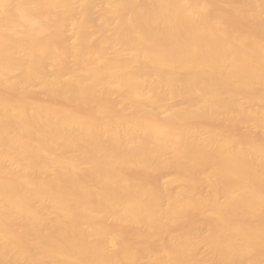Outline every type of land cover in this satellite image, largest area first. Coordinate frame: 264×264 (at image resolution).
I'll return each instance as SVG.
<instances>
[{
    "label": "bare ground",
    "instance_id": "1",
    "mask_svg": "<svg viewBox=\"0 0 264 264\" xmlns=\"http://www.w3.org/2000/svg\"><path fill=\"white\" fill-rule=\"evenodd\" d=\"M227 1L0 0V264H264V0Z\"/></svg>",
    "mask_w": 264,
    "mask_h": 264
},
{
    "label": "rangeland",
    "instance_id": "2",
    "mask_svg": "<svg viewBox=\"0 0 264 264\" xmlns=\"http://www.w3.org/2000/svg\"><path fill=\"white\" fill-rule=\"evenodd\" d=\"M189 1H191V2H190V3H191L190 6H191V7L193 6L192 8L196 9L198 12H199V11H200V12H203L204 15H205L207 18H208V16H211L212 12H214V11H218V10L227 11V10H228V6H227V5H229V2H228L227 0H226V1H225V0H223V1H222V0H189ZM224 1H225V2H224ZM239 1H241V0H239ZM239 1H238V2H239ZM226 2H228V3H226ZM225 3H226V4H225ZM236 3H237V0H236ZM226 6H227V7H226ZM196 7H198V8H196ZM199 8H200V10H198ZM224 8H225V9H224ZM226 9H227V10H226ZM202 10H203V11H202ZM210 13H211V14H210ZM207 14H208V15H207ZM209 14H210V15H209ZM94 16H95V17H98L97 10H95V12H94ZM263 17H264V16H262V19L264 20ZM234 18H235V17H233V16H231V17H230V16H227V17H223V18H221V21H219L220 23L218 24V26L222 29V31L224 30V31H223V34L225 33L226 35H228L227 37H229V36H230V37L233 36L232 38H235V37H236V39H237V38H241V39H244V40H246V41H247L248 39L250 40V39H251L250 37H252V36L250 35V34H251V31H250V30L253 29L252 27H254L255 24H254V23H249V24H247V22L242 21V20H240V21L238 22V19H236V18L234 19ZM259 18H260V17H259ZM262 19H259V20L261 21ZM219 20H220V19H219ZM235 20H236V21H235ZM260 21H258L259 24H260V26L256 24V25H255V26H256V29H255V27H254V29H255L254 31H256V32L259 31L260 29H264V28H262V24H263L264 21H263L262 23H260ZM217 22H218V21H217ZM246 24L249 25L250 27H246V26H247ZM245 25H246V26H245ZM258 26L260 27L259 30L257 29V28H259ZM263 27H264V24H263ZM70 28H71V27H68V31H67V33L69 32V30L72 32V30H71ZM254 31H252V32H254ZM71 32H69L68 34H66V36H68V38H70V39H72L71 36H72V33H73V32H72V33H71ZM256 32H254V33L256 34ZM249 33H250V34H249ZM254 33H252V35H255ZM69 34H71V35H69ZM225 34H224V35H225ZM60 36H61V35L59 34V35L54 36L52 39H50L51 41H52V40H53V41L55 40L54 43H52V42L50 41V43H52V44H50L51 47H53V48L56 47V49H60V48H62V47L64 46L62 43H63V42H66V41H67L66 39H68V38H67L66 36H64V38H65V39H64V38L62 37V36H63V35H62L61 37L63 38V40H65V41H62V38H61ZM234 36H235V37H234ZM249 36H250V37H249ZM257 36H258V34H257ZM59 37H60V38H59ZM255 37H256V36H255ZM255 37H252V38H255ZM54 38H55V39H54ZM256 38H257V37H256ZM257 39H259V38H257ZM60 40H61L62 42H60ZM237 40H238V39H237ZM239 40H240V39H239ZM249 40H248V42H249ZM254 40H255V39H254ZM57 41H58V44H56ZM246 41H245L244 43H246ZM255 41H256V40H255ZM259 41H260V40H259ZM259 41H258V42H259ZM241 42H242V40H241ZM252 42H254V41H252ZM252 42L250 41L251 44H254V45H255V42H254V43H252ZM258 42H256V43H258ZM250 43H248V44H250ZM61 44H62V45H61ZM54 45H55V46H54ZM57 45H58V46H57ZM48 63H50V64H49V69H50V70H49V71H50L49 74H50V75H51V73L55 74V71H54L55 69H54L53 67H51V66H52V65H51V61H50V62L48 61ZM50 65H51V66H50ZM52 68H53L54 70H53ZM51 71H52V72H51ZM4 92H5V91H4ZM6 92H7V91H6ZM6 92L3 93L4 95L7 94L6 97L8 96V94H12V93H13V92H9V93H8V92L6 93ZM14 94H15V93H13V95H14ZM114 96H115L116 98H115ZM114 96H113V97H114V98H113V101H114L115 103H116V101H117V103H116L117 105H119V104L121 103V101H122L121 104H123V105H122L123 107L121 106V104H120L118 107H119V108L121 107L120 109L123 108V110H126L125 112L128 113V110H129L128 104H126V102L123 101L122 98H120L119 95H114ZM117 96H119L118 99H117ZM9 97H10V95H9ZM12 97H13V96H12ZM10 98H11V97H10ZM119 99H120V102H119ZM173 99L177 100V102H176L175 100L172 101ZM173 99H172V100H171V99L165 100L164 103H166V101H167V102L169 101V102L167 103L168 106H169V105L171 106V104H174V105H175V104H177V103H178V104L180 103L179 99H176V98H173ZM170 101H171V103H170ZM112 103H113V102H112ZM124 103H125V104H124ZM248 104H249V105H250V104H254V106L251 105L252 107H256V106H257V103H254V102H251V103H250V102H249V103L246 104L247 108L250 107V106H248ZM163 105H165V106H163ZM124 106H125V107H124ZM162 106H163V107H168L166 104H162ZM125 108H127V109H125ZM245 117H247V116H245ZM245 117H244V118H241V119H243L242 121H240L241 123L236 122V121H238V120L235 121L234 119L229 118V119L231 120V121H229L230 125H229L228 122L225 121V119H224V122H222L223 119H220V120H218V121H217L216 119H211V120H212V126H211V124H210L211 121L209 122V120H206V123H207L209 126L214 127V126H213V122L216 121V122L220 123L219 125H220L221 127H220L216 122H215V123H216L217 125L215 124V125H216L215 127H217L218 129L221 128V130L225 129L224 127H228V129H227V128L225 129L226 131L224 130L225 133H227V132L229 133V130H230V132H232V133L234 132L233 134H235V135L237 136V138H239L240 140H243V139H244V140L246 139L247 141H252V139L255 140L256 137L250 139V137H251L250 135H254V136H255L256 133H259V137L256 135L257 138H259V139H258V140H255V141H257V142H258V141H259V142H262V141H263V143H264V139H263L264 137L261 136V135H263V134H261L260 132H256V133H255V132H252V130H254L252 127L254 126V123H255L254 121H255V120H252L253 118H251V117H250L249 119H248V117L245 119ZM229 119L227 118V120H229ZM214 120H215V121H214ZM233 120H234V121H233ZM232 121H233L234 126H233V124H232ZM247 121H248V122H247ZM208 122H209V123H208ZM225 122L228 123V124L226 125ZM234 122H236V124L239 123V125L237 124L238 127H236V125H235ZM203 123L205 124V121H204ZM222 123H223V125H221ZM247 123H248V124H247ZM224 124H225V126H224ZM250 124H251V125H250ZM248 125H249V126H248ZM230 126H231V127H230ZM215 127H214V129H215ZM229 127H230V128H229ZM234 127H236V128H235V129H232V128H234ZM245 129H246V130H245ZM249 129H250V132H251V134H250V132H249V136H250V137H249L248 135L245 134V133H247L246 131H248ZM216 130H217V129H216ZM221 130H220V131H221ZM224 131H222V132H224ZM240 131H241V133H240ZM242 131H243V132H242ZM255 131H256V130H255ZM252 133H254V134H252ZM233 134H232V135H233ZM247 134H248V133H247ZM228 135H231V133L228 134ZM240 135H241V136H240ZM242 136H243V137H242ZM244 136H245L246 138H245ZM254 136H252V137H254ZM233 137H235V136H233ZM247 138H248V139H247ZM262 139H263V140H262ZM260 140H261V141H260ZM255 141H254V142H255ZM134 168H136L137 170H136V169L134 170ZM129 169H131V168H129ZM142 169H143V168H142ZM142 169L140 168V170H142ZM150 169H151V168H149V171H148V169H146L147 171H146V170H144V171H140L137 167H133V170L131 169V170H129L128 172L126 171V169H124L125 173H124V171H122V174H123V176L126 177L125 179H127V180L131 179L130 182H131L132 184H135V185H136V184H137V185H138V184L143 185V184H141L143 181H141V180L139 179V178H141V179L143 178V179L146 180V181L144 180V181H145V182H144L145 186H148V184L150 183V184L153 185V186L151 185L152 188L155 187V186L158 187V185L160 186V185H161L160 183L163 182L162 179H163V180H164V179H169L171 176H173V175L175 174L173 170H168V171L165 170L166 172L163 171V173H161V171H162V170H161L160 172H157V175H156V173H153V172H155V170H153V169L150 170ZM127 170H128V168H127ZM138 170H139V172H138ZM156 170H158V169H156ZM152 171H153V172H152ZM140 172H141V173H140ZM145 172H146V174H144ZM172 172H173V173H172ZM170 173H172V174H170ZM125 174H127V176H126ZM139 174H140V175H139ZM159 174H160V175H159ZM168 175H169V176H168ZM170 175H171V176H170ZM157 176H159V177L162 178V179L158 178ZM164 176H165V177H164ZM155 177H156L157 179L161 180V181H157L158 184H155V186H154V184H153L151 178L154 179ZM166 177H167V178H166ZM146 178H147V179H146ZM156 178H155V179H156ZM137 179L140 180L141 183H137V182H138ZM149 179H150V180H149ZM157 179H156V180H157ZM132 180H133V181L135 180L136 183H135V182L133 183ZM147 180H149V181H147ZM150 181H151V182H150ZM127 182H128V181H127ZM146 182H148L147 185H146ZM159 182H160V183H159ZM150 184H149V185H150ZM262 184H263V183H261V185H262ZM176 185H178V184H176ZM176 185H175L176 189H179V188L181 187L180 184H179V187L176 186ZM199 185H200V186H199ZM199 185H196V186H195V185H192V186H193V187H192V190H193V188H195V187H197V186H198L197 188H199L198 192H201V191L205 192L206 190H208V189H207L208 186H207L206 184H199ZM194 186H195V187H194ZM205 186H206L207 188H206ZM149 187H150V186H149ZM175 187H173V188H175ZM184 187H185V186H184ZM184 187L182 186V188H184ZM189 187H191V186H189ZM189 187H188V190H189ZM200 187H201V188H200ZM262 187L264 188V185H263ZM173 188H171V189H173ZM263 188H262V189H263ZM195 189H196V188H195ZM263 190H264V189H263ZM196 191H197V189H196ZM203 192H201V193H203ZM263 209H264V208H263ZM263 209H262V210H263ZM189 212L191 213V211H189ZM263 212H264V210H263ZM263 214H264V213H263ZM190 215H191V214H190ZM190 215H189V218L192 217V218H194L195 220H197V221H196V223H197L196 225H194V224H195L194 219L190 220V219L188 218V213H187L186 216L183 217V219H184V218H188L190 221L187 220V219H185V220H186L189 224H193L195 227H196L197 225H199V224H198V220H199V218L202 219L204 222L208 220V218H206V220H204L205 218H203V216H202V217H197V218H195L196 215L194 216V213H193V216H194V217H193V216L190 217ZM181 218H182V217H181ZM185 220H183V221L185 222ZM191 221H193V223H191ZM178 222H179V221H177V223H175V225L177 224L176 226H174V224H173L174 227L171 225V227H173V228L169 227V228H171V229H170V232L172 231V232H174V233L176 234V233H180L179 230L182 231L183 229H185V230H183V232H185V231H187V228H188V231H187V232L190 233L192 230H194L193 228H195V227H193V228H189V227H191V225H189L188 223H187V224H188L189 226L187 227V226H186V222L184 223L185 225H182V223H183L182 220L180 221V224H178ZM181 222H182V223H181ZM206 223H208V221H207ZM108 225L110 226L111 223H108ZM193 225H192V226H193ZM201 225H202V229H203V226H204V228H205L207 224H204V223H201V222H200L199 229H201V228H200ZM190 229H191V231H189ZM196 229H198V228L196 227ZM196 229H195V230H196ZM199 229H198V230H199ZM127 230H128V229H126V232H127V235H128V231H129V230H128V231H127ZM195 230L192 231V232H195ZM124 231H125V229H123V232H124ZM126 232H124V233H126ZM168 232H169V229H168ZM170 232H169V233H170ZM172 232H171V233H172ZM192 232H191V233H192ZM174 233H172V234H174ZM201 248H203L204 250L201 249ZM200 249H201V251L206 252V249H205L204 245H202V246L200 247ZM261 249H262V247H261L260 249H258V250L255 251V255H256V256H258L257 254L259 253V251H261V252H262V250L264 251V248H263L262 250H261ZM261 252H260V253H261ZM256 253H257V254H256ZM260 253H259V254H260ZM260 255H263V252H262ZM260 255H259L258 258L261 257ZM262 257H264V256H262ZM262 257H261V258H262ZM263 259H264V258H262L261 260H263ZM263 261H264V260H263ZM205 264H216V263H214V262L211 263V262L209 261L208 263L206 262Z\"/></svg>",
    "mask_w": 264,
    "mask_h": 264
}]
</instances>
